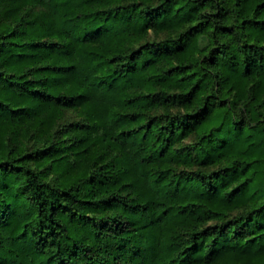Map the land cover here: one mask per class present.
<instances>
[{"label": "trees", "instance_id": "trees-1", "mask_svg": "<svg viewBox=\"0 0 264 264\" xmlns=\"http://www.w3.org/2000/svg\"><path fill=\"white\" fill-rule=\"evenodd\" d=\"M0 264H264V0H0Z\"/></svg>", "mask_w": 264, "mask_h": 264}]
</instances>
